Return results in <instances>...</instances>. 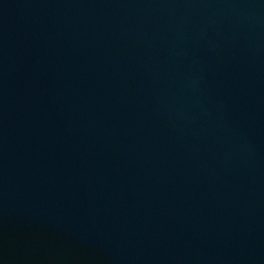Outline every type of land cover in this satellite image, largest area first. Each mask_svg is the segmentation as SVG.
Wrapping results in <instances>:
<instances>
[{
	"label": "water",
	"instance_id": "obj_1",
	"mask_svg": "<svg viewBox=\"0 0 264 264\" xmlns=\"http://www.w3.org/2000/svg\"><path fill=\"white\" fill-rule=\"evenodd\" d=\"M0 264H264V0H0Z\"/></svg>",
	"mask_w": 264,
	"mask_h": 264
}]
</instances>
